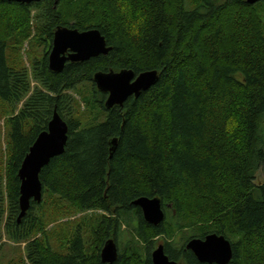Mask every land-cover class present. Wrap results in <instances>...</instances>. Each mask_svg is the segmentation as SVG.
Wrapping results in <instances>:
<instances>
[{"label":"trees","instance_id":"trees-1","mask_svg":"<svg viewBox=\"0 0 264 264\" xmlns=\"http://www.w3.org/2000/svg\"><path fill=\"white\" fill-rule=\"evenodd\" d=\"M33 18L50 48L57 27L68 26L99 29L111 50L67 62L61 72L50 69L46 50L31 73L10 52L29 38ZM123 69L157 70L159 78L107 108L94 75ZM85 82L93 84L85 98L89 118L69 94ZM22 101L8 117L0 160V249L7 238L26 244L24 264H108L101 250L114 235L125 242L111 264H153L152 245L166 236L172 241L165 240V251L179 264H217L186 247L188 239L216 232L233 244L228 264H264V184L256 183L264 163L256 142L264 120V0H0L1 110ZM55 110L69 124L66 149L40 173L49 193L18 221L19 170ZM141 196L161 198V224L145 220L134 204ZM47 199L49 212L41 209ZM89 210L103 213L83 216L67 251L56 249L47 226ZM185 230L193 234L178 246L175 236Z\"/></svg>","mask_w":264,"mask_h":264},{"label":"water","instance_id":"water-1","mask_svg":"<svg viewBox=\"0 0 264 264\" xmlns=\"http://www.w3.org/2000/svg\"><path fill=\"white\" fill-rule=\"evenodd\" d=\"M26 4L42 0H11ZM55 4L59 0H54ZM263 0H247L255 4ZM111 47L107 45L105 36L99 29L92 28L80 31L77 28L58 26L53 38V45L49 52V67L55 72L64 70L67 62L85 61L100 54H108ZM157 70H148L136 74L132 69L121 71H98L94 81L100 90L107 92L105 105L112 108L114 105H123L132 95L139 96L143 90L149 89L157 82ZM69 138V124L62 115L55 110L48 129L42 131L29 152L25 156L19 170L21 179L20 188V221L29 211L32 201L42 202L44 186L40 173L52 158L65 152ZM112 152L116 148L117 138L111 141ZM143 212L147 222L158 225L165 219V210L160 197L141 196L134 201ZM186 247L192 250L202 262L228 264L234 255L233 244L223 234L211 232L204 237H193ZM119 248L114 238H109L102 247L101 258L103 262L111 264L118 258ZM153 264H179L170 259L165 251L164 244H160L152 252Z\"/></svg>","mask_w":264,"mask_h":264},{"label":"rangeland","instance_id":"rangeland-1","mask_svg":"<svg viewBox=\"0 0 264 264\" xmlns=\"http://www.w3.org/2000/svg\"><path fill=\"white\" fill-rule=\"evenodd\" d=\"M33 12L36 14L35 10H33ZM37 24H38L37 20L35 18H33L31 21L32 31L30 33L29 38L26 39L22 44L18 45L17 47H15V45H17V43H16L13 46L12 51L10 52L12 59L15 61V59L17 58V61H15V62H18L19 64L28 68L31 73L33 71L32 70L33 61L36 59L43 58L46 50H47V52H50V50L52 48V46L50 48L44 41L40 40V37L37 35V32H38ZM30 79L32 81V86H36L38 84L35 81V79L32 77V75H31ZM92 85L93 84L91 82H85V83L81 84L80 87L78 88L79 92H78V90H70L69 91V94L74 96L79 102V107H78L77 103H75V104L78 107V110L83 112V114H81L82 118H84V117L89 118L87 113H86L88 110V107H87L88 102L85 98L91 96V91L93 89ZM94 89L97 91V94H99L100 91H102L99 89V87L97 86L96 83H95ZM107 97H108V93L106 95V99H107ZM106 99H105V102H106ZM23 103H24V101L19 103V105L16 106L14 109L12 107H10L9 109H5L4 111L1 110V107H0V160H2L3 162L6 161V156H7V145L6 144H7V133H8V127H7L8 117L12 116L13 113H18L20 108H22ZM91 106L93 107V105H91ZM91 116L94 118L93 114ZM103 116H104V114L102 112H100L98 114L99 119H102ZM67 118L69 119L70 116H67ZM88 121H90V119H88ZM256 142H257V145L259 148H264V120L262 123V127L259 130V133L257 134ZM258 170L259 171L257 173L256 183L257 184H264V163L260 167V169H258ZM47 193H49V192H45V194L43 196V200H44V197L47 196ZM43 200H42V202H43ZM48 200L49 199H47V202L44 203L42 208L40 207L43 211L49 212L53 208L52 203ZM42 202H40V203H42ZM61 205H62V203H61ZM37 209L38 208H36V210ZM39 209H38V211H39ZM95 213H98L101 215L103 212L102 211L89 210L88 212L76 213L73 215L63 214V215H61V217L57 221L51 222L47 226V229L51 230V234H53L51 239H52V242H53V245L55 246V248L61 249V251L66 252L67 251L68 238H70V236L72 237L74 235V230H75L76 226L78 225L79 220L83 216H88V215H92ZM93 225H94V219L93 218L87 219V224H83L82 231L85 234L86 242H88L92 236V231H93L92 226ZM127 230H128V228H127ZM191 234H193V233L189 230H185L184 232H180L175 236L174 241L177 242L178 246H181L180 244H182L185 241V238ZM110 238L115 239V241L118 243L119 249L122 246V243L125 242L124 239H122V241H120L114 235H112ZM156 239H157V241H155V243L152 245L151 252L154 251L161 243H163V244L166 243L165 240H168L169 242L172 241L170 238H166V236H161V237L156 238ZM25 245H26L25 243H16L12 240L4 238L3 246L0 249L1 250L0 251V264H24L21 261V259L24 256L23 250H24Z\"/></svg>","mask_w":264,"mask_h":264},{"label":"flooded vegetation","instance_id":"flooded-vegetation-1","mask_svg":"<svg viewBox=\"0 0 264 264\" xmlns=\"http://www.w3.org/2000/svg\"><path fill=\"white\" fill-rule=\"evenodd\" d=\"M49 63V62H48ZM144 216V215H143Z\"/></svg>","mask_w":264,"mask_h":264}]
</instances>
